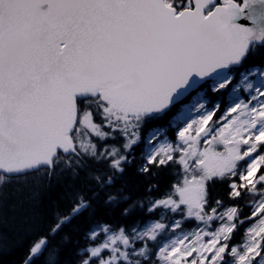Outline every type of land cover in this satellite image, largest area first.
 Here are the masks:
<instances>
[{
    "label": "snow or ice",
    "instance_id": "snow-or-ice-1",
    "mask_svg": "<svg viewBox=\"0 0 264 264\" xmlns=\"http://www.w3.org/2000/svg\"><path fill=\"white\" fill-rule=\"evenodd\" d=\"M0 264H264V0H0Z\"/></svg>",
    "mask_w": 264,
    "mask_h": 264
},
{
    "label": "trees",
    "instance_id": "trees-1",
    "mask_svg": "<svg viewBox=\"0 0 264 264\" xmlns=\"http://www.w3.org/2000/svg\"><path fill=\"white\" fill-rule=\"evenodd\" d=\"M11 259V257H7V258H0V260H2V261H7V260H10Z\"/></svg>",
    "mask_w": 264,
    "mask_h": 264
}]
</instances>
